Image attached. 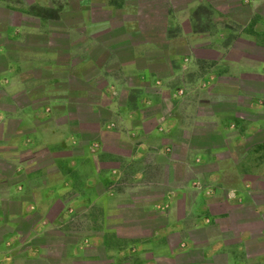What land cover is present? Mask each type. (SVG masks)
<instances>
[{"label": "crops", "instance_id": "crops-1", "mask_svg": "<svg viewBox=\"0 0 264 264\" xmlns=\"http://www.w3.org/2000/svg\"><path fill=\"white\" fill-rule=\"evenodd\" d=\"M219 1L0 0V264H264V0Z\"/></svg>", "mask_w": 264, "mask_h": 264}, {"label": "rangeland", "instance_id": "rangeland-1", "mask_svg": "<svg viewBox=\"0 0 264 264\" xmlns=\"http://www.w3.org/2000/svg\"><path fill=\"white\" fill-rule=\"evenodd\" d=\"M226 2L233 3L235 0H226L224 4L219 1L218 5L221 6H226ZM232 6V5H231ZM197 17L199 18V23L196 24V27L198 29H206V30H212L216 31L219 29L220 24L224 21L220 16H214L211 11H209L206 8H199L197 10ZM213 15V17H212ZM245 16L247 14L245 13ZM225 43V42H223ZM165 49H176V40H172L169 44L166 45ZM168 65H164V69L160 67V71L164 73L167 69ZM167 72V71H166ZM165 72V73H166ZM186 80L193 82L198 75L193 72H187L185 75ZM181 90V89H179ZM179 90L177 91V94L179 95H185L186 91L182 88L184 91L182 94L179 93ZM160 94H162L164 91L162 89H157ZM194 95V94H193ZM76 151V149H75ZM187 176V173H183L181 175V179H185ZM162 179V178H161ZM91 190V189H90ZM89 190V191H90ZM102 192H110L113 193L114 196H111L109 198L106 197V202H109L110 205H116L118 203V198L122 196L126 192H131V193H136V194H143L147 196H155L156 194H161V193H167L168 192V187L164 185L162 182L159 184L151 183L147 180H135L133 177H126L125 179H120L119 181L115 183H108V182H103L99 184V189ZM86 212L79 214H72L70 217V221L68 223L66 233L62 236V234H59L57 232H50L47 234H50L54 237L57 238V240L64 245L66 243L68 246H71L73 243L79 242V240H83V237L86 233H88L90 230H97L102 228L103 224L105 225L104 222L109 223V220H106L105 217L102 219V216L100 215L101 212L99 208H96L95 206L91 205L85 210ZM103 222L101 223L100 221ZM106 220V221H105ZM80 230L79 233L77 231ZM50 238V236H48ZM47 238L46 244L50 243V240ZM80 240V241H81ZM18 250L22 252L24 250V247H19ZM91 252H97L101 251V249H89ZM24 256V254H22ZM99 264V262H97Z\"/></svg>", "mask_w": 264, "mask_h": 264}, {"label": "trees", "instance_id": "trees-1", "mask_svg": "<svg viewBox=\"0 0 264 264\" xmlns=\"http://www.w3.org/2000/svg\"><path fill=\"white\" fill-rule=\"evenodd\" d=\"M37 14L38 15H41V16H45V15H48V16H53V12H51V10L47 9V8H39V9H35Z\"/></svg>", "mask_w": 264, "mask_h": 264}, {"label": "built area", "instance_id": "built-area-1", "mask_svg": "<svg viewBox=\"0 0 264 264\" xmlns=\"http://www.w3.org/2000/svg\"><path fill=\"white\" fill-rule=\"evenodd\" d=\"M183 92H184V91H183L182 89H181V90H179V93H180V94H182Z\"/></svg>", "mask_w": 264, "mask_h": 264}]
</instances>
